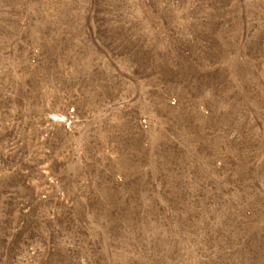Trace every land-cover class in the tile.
I'll use <instances>...</instances> for the list:
<instances>
[{
    "label": "rangeland",
    "instance_id": "rangeland-1",
    "mask_svg": "<svg viewBox=\"0 0 264 264\" xmlns=\"http://www.w3.org/2000/svg\"><path fill=\"white\" fill-rule=\"evenodd\" d=\"M0 264H264V0H0Z\"/></svg>",
    "mask_w": 264,
    "mask_h": 264
}]
</instances>
